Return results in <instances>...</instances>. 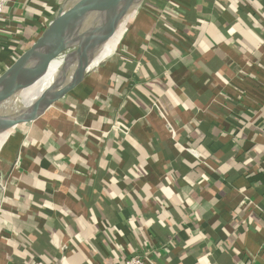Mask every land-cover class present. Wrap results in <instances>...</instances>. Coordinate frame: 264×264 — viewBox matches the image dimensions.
I'll list each match as a JSON object with an SVG mask.
<instances>
[{"label":"crops","instance_id":"crops-1","mask_svg":"<svg viewBox=\"0 0 264 264\" xmlns=\"http://www.w3.org/2000/svg\"><path fill=\"white\" fill-rule=\"evenodd\" d=\"M69 1L8 5L0 75ZM172 2L163 21L144 0L66 106L6 133L0 264H264V0ZM167 24L188 49L166 47Z\"/></svg>","mask_w":264,"mask_h":264},{"label":"water","instance_id":"water-1","mask_svg":"<svg viewBox=\"0 0 264 264\" xmlns=\"http://www.w3.org/2000/svg\"><path fill=\"white\" fill-rule=\"evenodd\" d=\"M144 0H76L68 7L62 8L49 23L42 35L32 46L21 54L18 59L0 75V105L25 96L48 73L51 64L63 51L77 47V50L65 58L60 78L50 89L46 100H38L29 106H23L16 111L10 119L0 125V134L9 132L24 122L23 117L28 112L51 108L55 103L74 91L87 77L90 63L100 48L108 41V36L115 33L123 18L131 13L135 5H140ZM137 6V7H138ZM108 20H113L112 28L105 35L103 29ZM86 25L84 37V52L79 54V42L61 46L55 51L50 47L54 40L68 36L73 30ZM92 45L90 46V42ZM77 60L79 72L72 78L71 84L64 90H58L63 79L69 75L70 67L67 61Z\"/></svg>","mask_w":264,"mask_h":264},{"label":"bare ground","instance_id":"bare-ground-1","mask_svg":"<svg viewBox=\"0 0 264 264\" xmlns=\"http://www.w3.org/2000/svg\"><path fill=\"white\" fill-rule=\"evenodd\" d=\"M143 4H144V3H143ZM137 6H138V5H136L132 11H134V10L137 8ZM131 15H132V14H130V15H129L128 17H126L125 19L123 18V21H122L121 24L119 25L117 31H118L119 29H121V28L124 26L126 20H128V19L131 17ZM122 24H123V25H122ZM112 25H113V20H108V21L106 22L105 27H104V29H103V32H104L105 35H106V34L109 32V30L112 28ZM88 27H89V25H86V26H84V27H82V28H80V29L73 30L72 33H78V32H82V31H86V29H87ZM117 31H116L115 33L112 32V33L108 36L107 39L109 40L112 36H114V35L117 33ZM72 33H70V34H72ZM70 34H68V35H70ZM66 37H67V36H65V37H60L59 39L54 40V41L52 42V44H51V47H50L51 51H55L56 49H58L59 46H60V44L64 42V40H65ZM108 40H107V41H108ZM91 45H92V42L90 43V46H91ZM84 50H85L84 48H83V49H80V50H79V54H82V53L84 52ZM103 53H104V52H103V46H102V47L100 48V50H99V51L96 53V55L94 56V58H93V62L90 64V65H91V66H90V68H91L90 70L96 68V67L100 64V62H102L103 60H105V58H103ZM69 60H70V59H69ZM62 64H63L62 62H56V61H54V62L51 64V66H50L49 73H48L47 77H46L43 81H41L37 86H35L31 91H29V93H28L27 95L22 96V97L19 98L18 100H13V101H10V102H8V103H6V104H1V105H0V125L3 124V123H6V122L10 119V117H11L16 111L21 110L23 106H29V105H31V104H32V101L34 100V98L36 97V95H37L38 93H40V91H41L42 89H44V88L47 87L48 78H49L50 76H52V75L54 74V72H55V71L59 68V66L62 65ZM78 72H79V69H76L75 71H70L69 75L66 76L63 80H66L67 78H72V77L76 76V75L78 74ZM61 73H62V71H60V72L57 73L58 78H60ZM20 100H21V104H20ZM6 133H7V132H6ZM6 133L0 134V144H2V141L4 140V137H5ZM8 136H9V135H7L5 138L7 139ZM6 139H5V140H6ZM2 146H3V145H2Z\"/></svg>","mask_w":264,"mask_h":264},{"label":"trees","instance_id":"trees-1","mask_svg":"<svg viewBox=\"0 0 264 264\" xmlns=\"http://www.w3.org/2000/svg\"><path fill=\"white\" fill-rule=\"evenodd\" d=\"M155 2L156 5L154 8L148 7L145 9V11H148L149 13H151V15L156 16L158 19H162L163 21L167 20L168 15L172 16V17H176L177 19L182 17V12L179 10L178 7L174 6L172 0H170L169 2L167 1L164 4V1H162L160 3L159 0H153ZM159 3H160V7H159ZM154 4V3H153ZM162 4V5H161ZM161 6H165V7H161ZM161 8V9H160ZM167 16V17H166ZM248 23H250L251 25L254 26L255 22L251 19L248 21ZM163 32L169 33L167 35H158L157 36H161L160 38L166 43V47L170 46V45H177L180 48H185L188 49V44L190 43V39L189 36H187L183 31H179L178 28H174L173 25H164V27L161 29ZM32 46V45H31ZM118 146V145H117ZM120 147V145H119ZM115 150H120L118 147ZM123 150V149H121ZM108 166V165H107ZM143 162L139 161L138 164H134L133 166L131 165L130 169H129V173L131 174H141L143 171ZM106 168V167H105ZM104 168V169H105ZM120 182L119 181V186H120ZM37 183L43 185L44 183H41V181H37ZM113 186L115 188H118V182H112ZM26 186L27 188L33 189L37 187V184L34 183L33 180L27 179L26 180ZM104 186L106 187H113L112 185H108L106 182H104Z\"/></svg>","mask_w":264,"mask_h":264},{"label":"rangeland","instance_id":"rangeland-1","mask_svg":"<svg viewBox=\"0 0 264 264\" xmlns=\"http://www.w3.org/2000/svg\"><path fill=\"white\" fill-rule=\"evenodd\" d=\"M138 8H139V6H138ZM138 8H136L134 11H132L133 12V14L131 15V17H130V19H128V20H126V22H125V24H124V26H123V29H122V32H125L127 29H129V27H130V25H131V20L134 18V14L136 15V11H138ZM131 12V13H132ZM136 17V16H135ZM123 25V24H122ZM84 34H85V32H78V33H72V34H70V35H68L66 38H65V40H64V42L63 43H61L60 44V46L59 47H61V46H65V45H68V44H71V43H74V42H79V46H80V49H83L84 47H85V43H84V39H79L80 37H84ZM92 42V41H91ZM90 42V43H91ZM77 50V47H72V48H69V49H67V50H65V51H63L59 56H57L56 58H55V60L54 61H56V62H62L63 64H64V62H65V58L69 55V54H71V53H73L74 51H76ZM109 57V56H108ZM108 57L107 58H105V60H107L108 59ZM105 60H103V61H105ZM53 61V62H54ZM102 62H100V64H101ZM96 68H94V69H92V70H90L89 71V73L88 74H90L92 71H94ZM87 74V75H88ZM83 83H85V82H83ZM83 83H81V84H83ZM80 86V85H79ZM78 86V87H79ZM48 87V86H47ZM47 87H46V89H47ZM77 87V88H78ZM76 88V89H77ZM75 89V90H76ZM74 90V91H75ZM42 91V90H41ZM42 93V92H41ZM73 93V91L71 92V93H69V94H67L63 99H61L59 102H57V103H55L53 106H52V108H57V109H61V108H63L64 106H66L67 104H68V102H69V99L71 98V94ZM20 104H21V100H20ZM25 125H27V124H25V123H22V124H20L19 126H18V128H22V127H24ZM8 133V132H7ZM13 133V132H12ZM3 142V141H2ZM3 145V144H2ZM1 144H0V185H1V183H2V179H3V175L5 174V169L3 168V165H2V161H1V157H2V154L4 153V146H2Z\"/></svg>","mask_w":264,"mask_h":264},{"label":"built area","instance_id":"built-area-1","mask_svg":"<svg viewBox=\"0 0 264 264\" xmlns=\"http://www.w3.org/2000/svg\"><path fill=\"white\" fill-rule=\"evenodd\" d=\"M74 1L76 0H70L66 7L71 5ZM12 2L13 0H0V18L7 10L8 5ZM124 264H150V263L148 259L143 256H133L131 258L126 259Z\"/></svg>","mask_w":264,"mask_h":264}]
</instances>
